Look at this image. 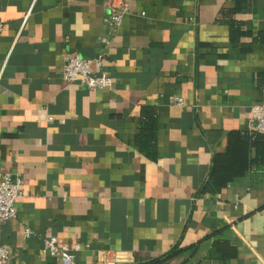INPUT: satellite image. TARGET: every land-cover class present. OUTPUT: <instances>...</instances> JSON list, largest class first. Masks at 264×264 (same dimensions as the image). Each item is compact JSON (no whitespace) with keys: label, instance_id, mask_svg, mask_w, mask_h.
Returning a JSON list of instances; mask_svg holds the SVG:
<instances>
[{"label":"crops","instance_id":"crops-1","mask_svg":"<svg viewBox=\"0 0 264 264\" xmlns=\"http://www.w3.org/2000/svg\"><path fill=\"white\" fill-rule=\"evenodd\" d=\"M129 1L117 26L113 0H0V179L24 190L0 225L7 264H59L50 236L84 245L77 264H264V142L244 139L264 0ZM72 52L102 54L114 86L65 82ZM145 107L156 159L137 143Z\"/></svg>","mask_w":264,"mask_h":264},{"label":"built area","instance_id":"built-area-1","mask_svg":"<svg viewBox=\"0 0 264 264\" xmlns=\"http://www.w3.org/2000/svg\"><path fill=\"white\" fill-rule=\"evenodd\" d=\"M113 14L111 16L115 25L120 26L124 16L131 10L129 0H113ZM33 7L25 15L23 26L27 23ZM5 23L0 21V36L4 32ZM20 35H17L16 41ZM104 56H96L92 60L83 58L79 53H68L62 71L63 80L67 83H79L90 89H111L114 86V77L102 71ZM183 104L182 99H178ZM251 129L264 134V103L254 104L250 109ZM24 195L23 179L12 172L3 173L0 179V225L15 220L18 217L17 203ZM31 228L25 229V236L34 235ZM82 243L68 245L60 243L56 236L43 237V255L55 258L59 264H77V254L83 249ZM89 246V245H85ZM11 251L0 243V264H7L10 260ZM107 259V254L105 253ZM105 259V260H106ZM112 264L111 261H108Z\"/></svg>","mask_w":264,"mask_h":264},{"label":"trees","instance_id":"trees-1","mask_svg":"<svg viewBox=\"0 0 264 264\" xmlns=\"http://www.w3.org/2000/svg\"><path fill=\"white\" fill-rule=\"evenodd\" d=\"M259 40L264 42V32L260 33ZM156 111L152 107H145L143 110V129L141 134L137 137V143L141 146L142 150L152 159H156V135H157V121H156ZM244 139L246 141H253V142H264V134L259 132H247L244 135ZM214 185V179L211 178L209 184L205 185L203 191H208L212 189ZM178 251H172L163 262L173 258ZM162 261L157 260L151 262V264H160Z\"/></svg>","mask_w":264,"mask_h":264}]
</instances>
